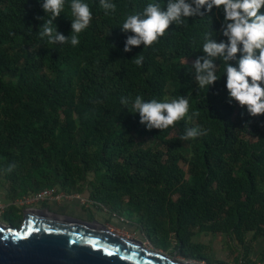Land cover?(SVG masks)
<instances>
[{
    "label": "trees",
    "instance_id": "16d2710c",
    "mask_svg": "<svg viewBox=\"0 0 264 264\" xmlns=\"http://www.w3.org/2000/svg\"><path fill=\"white\" fill-rule=\"evenodd\" d=\"M85 2L92 19L72 46L39 36V0H0V184L7 199L48 189L79 194L123 222L135 217L166 253L174 244L179 254L203 251L195 238L220 235L245 248V264H255L250 248L264 242V115L251 117L229 100L222 62L208 91L191 68L206 32L224 39L222 12L186 18L152 45L124 52L131 35L120 30L124 19L152 0H113L109 15L99 0ZM72 18L66 4L54 22L65 36ZM137 95L187 96L188 113L163 130H146L131 105L120 103ZM189 127L206 133L181 139ZM10 208L9 222L18 227L21 215ZM256 262L264 264V248Z\"/></svg>",
    "mask_w": 264,
    "mask_h": 264
},
{
    "label": "clouds",
    "instance_id": "9594fccd",
    "mask_svg": "<svg viewBox=\"0 0 264 264\" xmlns=\"http://www.w3.org/2000/svg\"><path fill=\"white\" fill-rule=\"evenodd\" d=\"M44 13L38 17L40 37L56 45L79 44V34L90 24L92 12L85 0H39ZM71 10L70 34L65 36L54 23L64 11L65 5ZM105 15L115 11L113 0H99ZM213 8L222 12L220 35L213 38L211 32L204 34L203 55L191 64L194 79L199 88L208 89L218 81L217 61L222 62L225 88L230 101H235L251 117L264 115V0H152L142 11L129 14L120 30L127 35L124 52L133 47L152 45L165 34L170 25H182L186 18L204 15ZM140 64L143 57H134ZM133 59V58H132ZM120 103L129 104L139 114V122L146 130H163L186 116L189 109L187 96L165 100H144L140 95L134 99L121 97ZM206 133L205 129L189 127L181 139L196 138Z\"/></svg>",
    "mask_w": 264,
    "mask_h": 264
},
{
    "label": "water",
    "instance_id": "95a60500",
    "mask_svg": "<svg viewBox=\"0 0 264 264\" xmlns=\"http://www.w3.org/2000/svg\"><path fill=\"white\" fill-rule=\"evenodd\" d=\"M29 210L18 227L0 222V264H198L148 249L100 221L41 218Z\"/></svg>",
    "mask_w": 264,
    "mask_h": 264
},
{
    "label": "rangeland",
    "instance_id": "374dc122",
    "mask_svg": "<svg viewBox=\"0 0 264 264\" xmlns=\"http://www.w3.org/2000/svg\"><path fill=\"white\" fill-rule=\"evenodd\" d=\"M5 187L0 184V222L5 225H11L9 222V216L12 212L10 205L13 204V211L18 214L22 212L24 207H19L16 201L11 202L6 197ZM80 202V201H78ZM36 207V205L30 206V208ZM38 207V206H37ZM80 210L72 211L69 214L73 218H77L86 223H93L96 221L103 222L110 230L114 233L131 239L133 241L141 242L145 245L146 248L151 250L160 251L174 259L180 261H189L192 263H201L193 260H187V256L202 257L205 262L201 264H245L244 257L246 255L245 248L239 246L237 241H233L225 236H213V235H201L198 238H195V242L201 245H204L206 248L203 251L192 252L184 251L183 254H179V251H176L175 244L172 245V248L166 253L163 250L156 249L141 232L140 224L136 221V218L133 216H125L123 222L122 219L114 216L107 212L101 206L92 205L90 203L82 204ZM77 212V213H76ZM252 238L249 237L248 241ZM264 248V242H257L254 244L253 248H250L251 252L249 254V259L255 264H260L256 262L258 253Z\"/></svg>",
    "mask_w": 264,
    "mask_h": 264
},
{
    "label": "flooded vegetation",
    "instance_id": "af4514ba",
    "mask_svg": "<svg viewBox=\"0 0 264 264\" xmlns=\"http://www.w3.org/2000/svg\"><path fill=\"white\" fill-rule=\"evenodd\" d=\"M77 202H78L77 200H71V201L61 200L59 202L46 201L44 203L36 205V207L28 208V209H30L31 211L30 210L29 211L33 213L36 217H41V218L71 217V215L69 214L70 212L77 210L81 212L80 210L81 208L77 204ZM83 204H86V202ZM24 210L25 209H22V212L18 213L19 215H21L22 220H23Z\"/></svg>",
    "mask_w": 264,
    "mask_h": 264
},
{
    "label": "built area",
    "instance_id": "2783aa9c",
    "mask_svg": "<svg viewBox=\"0 0 264 264\" xmlns=\"http://www.w3.org/2000/svg\"><path fill=\"white\" fill-rule=\"evenodd\" d=\"M49 200L56 202H59L61 200H77L82 204L86 202V200L79 194H66L64 192H55V190L53 189H48L19 198L16 200L15 205L17 204L19 207L21 206L24 207L23 209H27L30 208V206L38 205Z\"/></svg>",
    "mask_w": 264,
    "mask_h": 264
},
{
    "label": "crops",
    "instance_id": "0c3cea01",
    "mask_svg": "<svg viewBox=\"0 0 264 264\" xmlns=\"http://www.w3.org/2000/svg\"><path fill=\"white\" fill-rule=\"evenodd\" d=\"M49 201H51V200H49ZM77 204H78L79 206H82V203H81V202H80V203H79V202H77Z\"/></svg>",
    "mask_w": 264,
    "mask_h": 264
},
{
    "label": "snow or ice",
    "instance_id": "6c2138e0",
    "mask_svg": "<svg viewBox=\"0 0 264 264\" xmlns=\"http://www.w3.org/2000/svg\"><path fill=\"white\" fill-rule=\"evenodd\" d=\"M29 227H31V226H29ZM50 231V230H49ZM0 232H2V230H0Z\"/></svg>",
    "mask_w": 264,
    "mask_h": 264
}]
</instances>
